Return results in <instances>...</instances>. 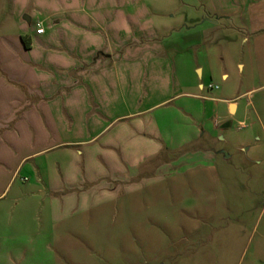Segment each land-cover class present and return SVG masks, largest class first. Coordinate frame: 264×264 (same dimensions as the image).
Wrapping results in <instances>:
<instances>
[{"label":"crops","instance_id":"1","mask_svg":"<svg viewBox=\"0 0 264 264\" xmlns=\"http://www.w3.org/2000/svg\"><path fill=\"white\" fill-rule=\"evenodd\" d=\"M243 32L264 37V0H0V264H38L45 245L56 262L47 200L59 226L212 155L230 126L189 70Z\"/></svg>","mask_w":264,"mask_h":264},{"label":"rangeland","instance_id":"2","mask_svg":"<svg viewBox=\"0 0 264 264\" xmlns=\"http://www.w3.org/2000/svg\"><path fill=\"white\" fill-rule=\"evenodd\" d=\"M219 41L223 60L201 63L203 78L189 70L192 87L201 82L203 95L220 99L205 104L230 126L218 129L213 156L143 173L59 226L47 200L41 215L44 231L55 233L56 262L45 245L38 264H264V37Z\"/></svg>","mask_w":264,"mask_h":264},{"label":"built area","instance_id":"3","mask_svg":"<svg viewBox=\"0 0 264 264\" xmlns=\"http://www.w3.org/2000/svg\"><path fill=\"white\" fill-rule=\"evenodd\" d=\"M43 29L40 28L38 31H37V34H42L43 33ZM210 89H213V86H209Z\"/></svg>","mask_w":264,"mask_h":264},{"label":"water","instance_id":"4","mask_svg":"<svg viewBox=\"0 0 264 264\" xmlns=\"http://www.w3.org/2000/svg\"><path fill=\"white\" fill-rule=\"evenodd\" d=\"M225 128H227V127H229V124H225V126H224Z\"/></svg>","mask_w":264,"mask_h":264},{"label":"trees","instance_id":"5","mask_svg":"<svg viewBox=\"0 0 264 264\" xmlns=\"http://www.w3.org/2000/svg\"><path fill=\"white\" fill-rule=\"evenodd\" d=\"M25 44H26V42H25ZM27 46H28V44H27Z\"/></svg>","mask_w":264,"mask_h":264}]
</instances>
